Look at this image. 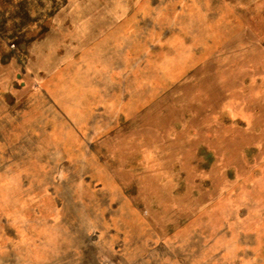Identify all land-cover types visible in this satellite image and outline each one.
Instances as JSON below:
<instances>
[{
	"label": "rangeland",
	"instance_id": "1",
	"mask_svg": "<svg viewBox=\"0 0 264 264\" xmlns=\"http://www.w3.org/2000/svg\"><path fill=\"white\" fill-rule=\"evenodd\" d=\"M0 264H264V0H0Z\"/></svg>",
	"mask_w": 264,
	"mask_h": 264
}]
</instances>
